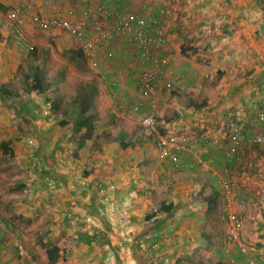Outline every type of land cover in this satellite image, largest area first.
I'll use <instances>...</instances> for the list:
<instances>
[{"label":"crops","instance_id":"obj_1","mask_svg":"<svg viewBox=\"0 0 264 264\" xmlns=\"http://www.w3.org/2000/svg\"><path fill=\"white\" fill-rule=\"evenodd\" d=\"M74 1L76 6L83 3L97 5L109 2L121 14H135L148 20L153 14L156 16L157 4L153 5V0ZM166 1L169 2L172 10V16L163 26L167 39L166 49L168 52L185 51V54H181L182 57L179 59L175 53L173 55L168 53L167 70L175 74L181 71L186 76L181 80L180 85L175 87V90L181 91L180 89L185 88L184 93H189L187 91L192 89L191 85L203 83L198 80L202 74L200 76L197 74L199 65L195 64L196 60L198 64H203L202 67L211 66V70L218 69L216 73L218 72L219 76L215 79L214 86L207 90L205 98L199 102L204 107L198 114L202 115V119L199 117L198 125L202 132L207 130L212 132L213 137L217 135V138H221L216 148L206 147L209 148L212 161L217 162L216 169L220 170L229 166L233 172L238 171L239 173L233 177L237 181L240 180L238 184L240 183L239 187L247 202L242 216L241 241L255 246H264V146H248L242 161L239 162L232 160L229 146L224 150L220 149L223 143V134L227 128L238 125L244 132L252 133L259 130L261 125L256 119V113L260 106L262 87L255 84H260L261 76L264 73V0ZM12 2L14 0H0V17ZM26 32L31 42L34 43V33L31 31V27L27 26ZM47 32L48 34L62 33L65 35L57 28H51ZM192 35H196L198 39ZM206 35L212 36L214 40L212 38L207 40L204 37ZM67 43L68 41H66V45ZM205 43H208L210 49L204 46ZM105 45L106 56H118V61L122 65L119 67L122 68V71L119 72L116 79L120 80L122 85L131 88L136 81L127 68L133 69L137 63L132 59L131 65L128 62L129 53L134 56L128 42L122 38H114L108 40ZM173 45L175 46L173 47ZM22 49L25 50V55L20 59L14 57L15 60L10 61V53L13 52L14 56ZM216 49L223 51V58L221 56V59L217 58L219 54L215 53ZM32 50L37 54L42 52L37 50L35 45ZM32 50L17 46L8 28L0 23V77L2 76V79L5 77V81L1 80V83H6H0L1 87L9 89L13 86L11 84L13 80L22 79L24 86L20 88L21 90L18 91L14 88L12 91L18 95L24 91L27 84L25 73L33 62L30 58ZM76 51L69 50V56L72 58L73 56L70 54ZM134 60H136L135 56ZM207 76L205 74L204 77ZM9 77L11 80L7 81L6 79ZM212 89L218 91L215 100L208 98ZM128 91L131 90L128 89ZM32 92L39 97L35 99L36 103L32 106L25 102L28 107L33 109V112H25L33 120L35 124L33 127L39 131L38 134L44 136V139L38 143L41 150L36 152L38 154L36 160L42 164L41 159L44 158L46 164L43 163L40 169L47 171L53 179H57L54 180L55 185L52 187H48L44 183H40V186L43 185L41 189L35 186L36 190H34L33 196L37 191H39V195L35 199L29 200V203L41 207L38 210L40 213L49 206L52 207L46 211H50L53 216L45 218L41 224L44 230L34 234L39 245L43 247L40 250L38 245L31 246V252L36 255L37 258L34 257L38 263L52 264L48 262L45 255V248L48 247L45 243H51V246L59 248V255L63 254L64 256V261L58 260L54 264H150L148 253L137 250L130 241L140 237L143 232H149L152 235L146 243L155 244V248L150 250L151 253L149 252L150 256L165 257L167 261L165 264H185L182 260L187 261L190 258L189 254L192 252L193 245L200 246L205 242V234L208 235L204 230L205 206L202 198L209 191L208 187L211 188V183L216 178L214 175H218L215 174L217 171L213 169L210 173L206 168L198 166L190 170L184 169L190 173H175L176 168L167 159L154 160L157 165L156 169L150 171L147 168L153 160L147 158L143 152H137L135 147L132 151L130 148L131 137L123 132V135L118 134L116 141L107 145L108 150L102 151L105 155L96 156L98 162L89 166L88 172H83L81 177H77L73 175V168L62 169L63 161L60 158V155L64 156L62 154L64 152L60 150V144L62 145L61 142L68 140L67 137L71 135L69 120L65 125L68 128L60 135L58 133L59 123L56 122L55 116L58 113L62 115V111L53 112L48 102L42 103L43 99H40V95L35 90ZM167 92L169 91L161 86H155L154 93L158 100V109H160L158 113L164 111L163 107L166 106L164 101L168 98ZM34 93L32 94L34 95ZM189 96L188 94L187 97ZM128 98L130 97L128 96ZM188 105L190 106V103ZM189 106H187L188 112L181 110L179 113L176 108L179 115L183 114L182 116H184L179 119L182 124H187V121L193 119L192 108ZM173 113L175 112L173 111ZM220 125L226 126V129L222 130L223 133L220 132ZM40 128H43V131H40ZM47 129L54 132L52 138L48 137L44 131ZM45 136L47 137L45 138ZM124 136L128 137V140ZM226 139L228 138L226 137ZM119 140L127 142V146L122 148ZM84 146L89 147L90 145L85 142L82 147ZM81 148L75 152L76 157H78L77 153L80 155L82 151L86 150ZM225 155L227 156L225 157ZM207 159L211 160V158ZM53 161L56 162L54 170L55 172L59 171V175L52 172ZM76 161H78L77 158ZM89 162L92 161L89 160ZM112 163L114 166H111ZM144 169H147L142 178L144 180L141 179L136 183V177L141 176L138 173L143 174ZM101 188L106 189L110 196L109 202L115 203L118 213L123 212L126 215V240H120L117 237L114 218L104 211L105 206L101 203L103 196H100L99 192ZM157 194L158 196H156ZM163 194L165 196L161 197ZM168 202L177 206L170 216H164L160 211H155L158 210L161 203ZM31 207L34 208V206ZM150 214L153 215L150 220H147L146 217ZM67 215L78 218L77 224L70 225ZM85 216L96 224L92 226L90 223H82L81 220ZM166 217L168 219L164 222ZM49 230L52 231L49 232ZM231 254L233 257L238 256L233 249ZM238 257L239 264H244L243 258ZM0 264H23L16 259L9 232L4 234L1 230Z\"/></svg>","mask_w":264,"mask_h":264},{"label":"rangeland","instance_id":"obj_2","mask_svg":"<svg viewBox=\"0 0 264 264\" xmlns=\"http://www.w3.org/2000/svg\"><path fill=\"white\" fill-rule=\"evenodd\" d=\"M152 4L156 6V4H158L157 0H153ZM153 17L154 14L149 18L151 19ZM33 33L34 45L36 49L42 51V55H44V57L47 59L48 78H51L52 75H57L58 72H61L63 74V78H59L55 75V77L59 80H57L56 82L54 81L53 86L47 92L48 95L53 98L57 95H61L63 97V103L60 109L61 111H63V109L66 108V111L68 112V114L65 116H62L60 115V113H58L55 116L57 123V120L61 118L65 119L66 116H68L72 112V106H70V102L71 99L78 93L79 85L93 82V86L95 87L92 101V109L97 115L95 135L92 139L86 141L90 146L82 147L81 149L86 150L82 151L80 155H78L77 153L78 157L75 156V152L77 150L79 151L80 149H76V144L70 140V137H67L68 140L61 139L63 140L61 142L63 146L60 144V150L64 152L62 153L64 154V156L60 155V158L63 161L62 169H67V167L73 168V175L81 177L83 172L89 171V169H87L89 168V166H92L93 163L98 162V158L96 157L97 155H105L102 151L108 150L107 145H109L110 142L116 141L119 136L118 134L123 135L124 133H127L128 137H131L132 144H134V146H132V144L130 146L132 151L135 147L137 152H143L147 158H151L150 160H153V162L148 166L147 169L150 171L152 169L155 170L157 165L154 160L157 161L158 159L165 158H162L160 156L159 150L156 147L154 137L147 134L144 129L139 125L138 117L143 115L146 109H143V112L139 113L130 112L131 106L135 102H137V98H139L137 83L135 81H137V72L140 69V66L138 65L137 61L134 60L133 54L129 53L128 57L130 59L128 62L131 65L132 59L137 63V66L133 69L130 67L127 68L128 72H131L132 75L135 77V83H133V86L129 88L126 85H122V82L116 79L118 78L117 75H119V72L122 71V68H119L122 67V65L118 61V56H106L107 53H105L106 51L104 50L106 48V45H103L104 47L102 46L101 49H97L95 52H93L94 54L92 53V62H89V60L83 61L82 59H79L77 57L71 58V56H69V50L73 51L77 49L75 48L73 41H71L70 38H68L66 35H63L62 33L48 34V32ZM192 36L198 39L196 35ZM204 37L207 40H209V38L213 39V37L210 35H206ZM176 39L178 38L176 37ZM66 41H68L67 45ZM174 46L175 45H173V47ZM204 46L210 49L208 47V43H205ZM216 51L217 52L215 53L219 54L217 58H219L220 56L223 58V51H220L219 49H216ZM173 53H175L178 59L182 57L181 54L177 51L169 52V55H173ZM10 55V61L15 60L14 57L20 59V57L25 55V50L22 49L20 53H16L14 54V56L13 52H11ZM227 55H229L228 52ZM125 63H127V61H125ZM118 64H120V66L117 67ZM195 64L199 65V70H197L198 76L202 74V77H200V79L198 77V80H201L203 83L191 85L192 89L190 91H187L189 93H184L185 88L180 89L181 91L172 90L169 91L170 93L167 92L168 98L164 101L166 106L163 107V113H158L160 109H158L157 100V108L154 114L157 119L158 127L162 128L163 130H169V132H173L174 135L177 137L182 136V141L184 140V142L189 145L190 150L193 154L189 153L188 157H186L187 154H185L184 159L192 158L193 160H197V158L201 157V159H204L207 163L206 166H208V169L206 170L212 173L213 169H215L217 171L215 174L218 175L214 176L219 177L220 170L216 169L217 162L212 161L213 158L210 156L209 148H216V145L218 144L221 138H217V135L213 137L212 132H210L208 135L209 139L207 144H202V141L198 140V137L202 132L200 130L201 128H199L198 125L200 123L199 117H201L202 115L199 116L198 114H200L201 108L204 107L199 102L205 98L207 90L214 86V81L219 76L218 72L216 73L218 69L211 70L210 65V67H202L203 64H198L197 60ZM178 72L179 74H181V82V80L185 79L186 76L183 72ZM205 74H207L208 76L204 77ZM4 79L5 77H3L2 79L1 76L0 83L1 80ZM6 80L10 81L11 79L9 77ZM11 84H13V86H11L9 89L13 90L15 88L20 91V88L24 86V80H13ZM255 85L259 86L260 84ZM128 89H130L131 91H128ZM22 93L25 92L22 91ZM32 93L34 92H31L28 96H23L22 99H0V140L10 141V147L12 148L11 156L4 155L0 152V219L9 227V230L16 229L19 232V239L21 245L28 252H30L31 257L35 260V262L38 263L37 259H35L36 255H34V253L32 254L31 252V246L38 245L40 250L43 249V247L39 245L37 238L34 236V234H36L40 230H44V228L41 227V224H43L45 218L51 217L53 215L50 213V211H46L47 209L52 208L51 206H49L45 211L40 213L38 212V210L41 207H38V205L36 206L33 203H29V200L35 199V197L39 195V191H37L36 194H34L33 196L34 190H36L35 186L38 189H41L43 187V185L40 186V183L43 184V179L41 180V174L39 170L34 169L32 163L30 162L36 161V156L38 155L36 152L41 150L39 148L40 145H38V143L41 142L40 140L44 139V136L38 134L39 131L36 130L35 127H33L35 125L33 120L29 117V114H27L22 108L25 102H32L31 106L33 105V103H36L35 99H38L39 96L36 93H34V95ZM188 94L190 95L189 97H187ZM122 95H124V97H121ZM128 96L130 98H128ZM188 103H190V106L188 105ZM187 106L192 108L191 112L193 113V119L187 121V124H182V121L179 119L180 117L184 116H182L183 114L179 115V113L181 112V110L188 112ZM172 110L175 113H173ZM73 117L74 114L68 116L70 124H72ZM200 119H202V117ZM172 124H174V127H172ZM58 126V133L60 135L61 133L63 134L65 132L66 128H68L67 126ZM220 126V132L223 133L222 130L223 128L225 130L226 126L223 125L221 126L222 128ZM42 129L43 128H40V131H43ZM228 129L229 128H227V130ZM44 131H46L48 137H53L54 132H52V130L49 131L47 129ZM227 133L228 131H225V133L223 134V143L222 147L220 148L221 150H224L226 147H228L229 136ZM46 137L47 136H45V138ZM128 137L126 138V136H124L126 140H128ZM226 137L228 139H226ZM179 139L181 140V138ZM199 142H201V144ZM207 146H209V148H206ZM226 156L227 155H225V157ZM225 157L223 156V159ZM76 158L78 159V161H76ZM207 158H211V160H208ZM41 160L42 164H40V162L38 163V166L41 165L40 167L43 166V163L46 164L44 158H42ZM89 160L92 162H89ZM209 161L211 163H209ZM44 166L46 167V165ZM111 166H114V163H112ZM54 167H56L55 161H53L52 172H54L55 175H59V171L55 172ZM82 169L85 170L82 171ZM147 169H144L143 174H141V172L138 173L141 176L136 177V183H138L143 178ZM174 172L179 173L187 171L183 168L176 169ZM236 174H239L238 171L233 172L232 170L231 175L235 176ZM54 180L57 179L54 178ZM19 185H24V187H21L19 189L16 187ZM151 196L154 197V195L152 194ZM156 196H158V194ZM164 196V194L161 195V197ZM31 206H34V208ZM9 230L1 232L6 234ZM204 230L208 234L207 240L201 243L200 246L193 245V247L191 248L192 252L189 254L190 258L187 261L182 260L183 263L214 264L220 259H222V261H225L226 258L221 253V242L224 235L223 223L218 222L214 225H209L207 222H205ZM50 231L52 230H49V232ZM21 239L25 240L26 242L24 243ZM45 245L49 246L51 245V243H45ZM221 254L223 256H221ZM234 258L236 260H239L238 256L237 258ZM239 263L240 262H238V264Z\"/></svg>","mask_w":264,"mask_h":264},{"label":"built area","instance_id":"obj_3","mask_svg":"<svg viewBox=\"0 0 264 264\" xmlns=\"http://www.w3.org/2000/svg\"><path fill=\"white\" fill-rule=\"evenodd\" d=\"M74 0H14L5 8L0 23L8 28L17 46L27 50L34 48V43L26 32V27H31L32 32L42 33L51 28H57L70 38L77 50L85 60L92 62L93 52L101 49L105 43L113 38L126 40L131 47L140 69L137 72V88L139 98L130 109L131 113L146 111L139 116V125L144 131L153 136L156 147L162 158L170 161L176 169H193L196 166L207 167L206 161L184 159L185 154L192 153L189 145L182 141V136L177 137L173 132L164 130L161 133L154 112L157 108V99L154 93L155 86L172 91L179 85L181 75L168 71L167 39L164 35L163 26L172 16L171 6L166 0H159L156 8V16L151 19L141 18L129 13L121 14L109 2L97 5L81 4L76 6ZM104 47V46H103ZM93 53V54H92ZM170 74V77H169ZM260 106L256 113V119L261 123L259 130L246 133L240 126H231L228 131V146L233 161H242L245 149L248 146H264V73L261 76ZM174 127V124H172ZM168 131V132H167ZM206 132V133H205ZM209 131L205 130L198 137L204 143ZM181 138V140L179 139ZM200 143V142H199ZM193 154V153H192ZM209 163H211L209 161ZM38 165L37 160L32 165ZM221 177L213 181V187L219 192L221 212L224 220V235L221 242V251L229 264H238L231 252L243 258L244 264H264V246L247 244L240 239L242 216L247 202L236 178L231 175V168L225 166L220 169ZM43 183L48 187L55 185L51 176H43ZM103 196L101 203L105 206L104 211L114 218L116 235L120 240H126V215L118 213L115 203H110V196L106 189H100ZM70 225H76L79 221L74 216L67 215ZM82 223L96 224L89 217L82 218ZM0 230H9V227L0 219ZM11 245L14 248L16 259L23 264H38L31 257L19 241V232L10 229ZM151 233L143 232L140 237L130 240L137 250L148 253L150 264H165L166 258L160 255L150 256L154 243L147 244Z\"/></svg>","mask_w":264,"mask_h":264},{"label":"trees","instance_id":"obj_4","mask_svg":"<svg viewBox=\"0 0 264 264\" xmlns=\"http://www.w3.org/2000/svg\"><path fill=\"white\" fill-rule=\"evenodd\" d=\"M180 54H185L184 50H180ZM73 57H77L79 59L85 60L82 53L77 50L76 52H73ZM30 58L32 59V64L29 66L27 73H25V79H26V87L24 88V92L20 95H18L16 92L4 88V86H0V95L3 99H9V100H15V99H22L23 94L24 96H28L33 90H35L39 95L40 99H43L42 103L48 102L49 107L54 112H57L58 110L61 111V105L63 103V97L61 95H57L54 98L50 97L48 95L49 89L53 86V82L59 80L55 77V75H52L51 78H48L47 75V59L42 55V53L37 54L35 51H31ZM59 78H63V74L61 72H58L57 75ZM93 82H89L86 84L79 85V91L71 99L70 106H72V112L68 115L74 114V117L72 119V124L70 128V140L76 144V148L80 149L87 140H90L95 135L96 131V119L97 115L92 109V101H93V94L95 87L93 86ZM43 95V97H42ZM218 95V91L216 90H210L208 98L215 100ZM32 103V102H31ZM31 103L29 106H31ZM34 104V103H33ZM26 112L30 113L33 112V109L28 107L26 103H24L22 107ZM32 114V113H31ZM66 108L62 111V116L67 115ZM61 116V117H62ZM68 116L66 118H61L58 120L59 125L65 126L68 123ZM159 131L161 133H164V130L159 127ZM202 132L201 134H203ZM206 133V132H205ZM210 133V132H209ZM207 134V136L209 135ZM200 134V135H201ZM209 136L207 137V140L202 144L208 143ZM121 147L125 148L127 145V142H123L122 140H119ZM10 141L8 140H0V152L4 155L11 156L12 155V148L10 147ZM201 144V142H200ZM188 157V154L187 156ZM34 169H38L41 174V180L43 176H49V173L43 169H40V166L33 164ZM215 179V178H214ZM214 181V180H213ZM212 181V183H213ZM211 183V188H209V191L203 196L202 201L204 203L205 209H204V219L205 222H207L209 225H214L216 223H223V215L221 212V202L219 197V192L213 187V184ZM17 188H23L24 185L16 186ZM174 204L171 202H168L166 204L161 203L158 207L157 211H160L164 216H170L174 211L175 208ZM153 214H150V216L146 217L147 220H150ZM168 219V217L164 218V222ZM207 236L205 234L204 239L207 240ZM222 253V251H221ZM223 254V253H222ZM221 254V256H223ZM45 255L49 263L54 264L56 261H64L63 254L59 255V248L54 245H49L45 248ZM237 258V257H236ZM214 264H229L227 259L225 261H222L220 259L219 261H216Z\"/></svg>","mask_w":264,"mask_h":264}]
</instances>
